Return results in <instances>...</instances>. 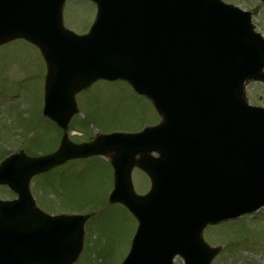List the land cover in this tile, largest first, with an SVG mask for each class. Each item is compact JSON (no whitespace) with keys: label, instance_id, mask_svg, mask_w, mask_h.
<instances>
[{"label":"water","instance_id":"water-1","mask_svg":"<svg viewBox=\"0 0 264 264\" xmlns=\"http://www.w3.org/2000/svg\"><path fill=\"white\" fill-rule=\"evenodd\" d=\"M96 1L99 13L92 32L77 37L63 27L65 0H0V44L25 37L40 46L49 69L46 86L48 113L55 119L59 118V113L62 114L59 119L61 125L66 128L69 118L77 110L74 94L78 90L98 78L122 77L148 95L163 115L162 125L143 134L151 138L167 136V148L180 149L184 154L183 158L171 155L173 163H197L188 158L199 137L200 126L204 128L199 123V108L206 120L216 125L210 127V131L220 148L228 147L226 145L233 139L264 138L262 112H251L250 115L244 112L231 119L213 115L212 105L205 101L206 94L201 93L217 89L215 67H209L198 77L199 72L193 65L199 55L196 54L198 44H203V53L210 61H214L213 53L222 47L207 52V48L212 49V42H206L202 33L208 38L214 36L217 42L238 36H254L248 18L242 23L237 22L236 11L231 13L232 7L219 0H152V12L148 11L150 5H146L143 15L153 13L156 27L167 33V40L160 41L156 36L145 40L142 45L151 50L150 55H146L136 49L137 42L128 34L127 27L130 28L135 20L133 1L130 0L128 7L127 0ZM135 1L143 4L144 0ZM166 2L167 11L162 9ZM169 20L175 24L167 32ZM184 26L197 31V42L189 40L192 37L185 35ZM186 51L188 54L184 55ZM169 63L174 70V79L170 75ZM257 68L248 64L235 73L231 82H235L239 98L244 95V80L257 77ZM184 100H194L199 108L195 104L188 109ZM187 111L189 120L180 123L179 119L184 112L187 115ZM136 137L102 135L92 143L75 145L65 136L61 148L54 154L39 158L19 154L9 159L3 170L13 181V188L19 191L20 199L15 203H0V224L9 241L8 245L0 246V264H69L78 257L82 249L83 225L88 216L50 217L35 210L31 200L28 210L25 204L30 198L27 190L30 177L72 157L113 152L116 187L110 200L123 202L140 219L139 230L124 264H173L177 253L185 258L186 264H211L219 248L205 244L201 236L204 226L221 220L224 215L233 217L264 204V191L253 192L244 184V181H262V168L254 165L248 170L243 161L227 165V156L222 162L218 158L214 162H209L207 157L200 159L194 168L198 172L197 167L207 162L210 170H214L219 164L214 188L212 171L207 175L206 188L201 187V181L196 184L187 177L185 182L188 183H182L180 191L174 195H169L167 188V195L158 190L138 196L131 180L132 144ZM178 141L180 143L176 144ZM230 152L231 156L235 154L232 150ZM250 171L256 176L249 177ZM12 172H15L14 176ZM239 184L242 186H237Z\"/></svg>","mask_w":264,"mask_h":264},{"label":"rangeland","instance_id":"rangeland-1","mask_svg":"<svg viewBox=\"0 0 264 264\" xmlns=\"http://www.w3.org/2000/svg\"><path fill=\"white\" fill-rule=\"evenodd\" d=\"M236 2L256 10L255 21L264 30V2ZM96 10L91 0H68L64 23L84 33L94 22ZM45 77L46 63L37 46L25 39L0 46V151L12 153L26 146L29 153H42L60 143L62 133L59 136L58 129L42 115ZM259 91L264 94V89ZM77 101L80 114L72 125L80 132L71 135L76 142L90 140L94 128L102 132L115 126L137 130L158 121L150 102L123 80H100L81 92ZM85 117L91 119L92 127L83 126ZM136 177L147 182L142 174ZM113 182L111 163L98 155L70 160L33 178V193L45 210L88 212L94 217L87 223L83 249L73 264H119L130 249L136 219L123 204L109 202ZM135 188L143 192L137 178ZM12 196L0 188V198ZM252 215L205 230L208 244L222 246L212 264H264V209ZM175 263L182 264V260L177 257Z\"/></svg>","mask_w":264,"mask_h":264},{"label":"flooded vegetation","instance_id":"flooded-vegetation-1","mask_svg":"<svg viewBox=\"0 0 264 264\" xmlns=\"http://www.w3.org/2000/svg\"><path fill=\"white\" fill-rule=\"evenodd\" d=\"M261 89H264V83L254 82L248 85V96H249L250 101L253 104H263L262 102L261 103L257 102L258 99L261 101H264V94L262 93L259 94L260 93L259 90ZM137 171L138 173L146 176L143 171L139 169H137Z\"/></svg>","mask_w":264,"mask_h":264}]
</instances>
